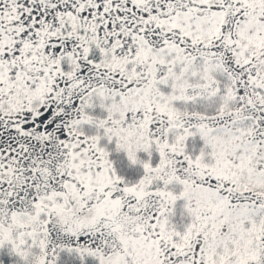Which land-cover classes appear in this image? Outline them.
<instances>
[{"label": "snow or ice", "instance_id": "1", "mask_svg": "<svg viewBox=\"0 0 264 264\" xmlns=\"http://www.w3.org/2000/svg\"><path fill=\"white\" fill-rule=\"evenodd\" d=\"M0 264H264V0H0Z\"/></svg>", "mask_w": 264, "mask_h": 264}]
</instances>
